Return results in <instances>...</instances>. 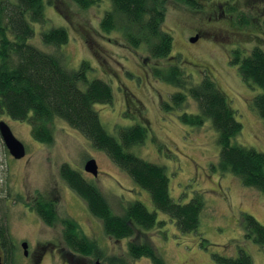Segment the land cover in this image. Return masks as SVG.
I'll use <instances>...</instances> for the list:
<instances>
[{
    "label": "rangeland",
    "instance_id": "374dc122",
    "mask_svg": "<svg viewBox=\"0 0 264 264\" xmlns=\"http://www.w3.org/2000/svg\"><path fill=\"white\" fill-rule=\"evenodd\" d=\"M195 1L197 9L206 4L205 0ZM212 2L216 3L218 15L215 24L204 12L198 13L176 0H165L162 30L172 37V52L165 60L153 61L145 48L128 47L118 32L105 34L101 30L102 16L111 7L108 0L86 10L70 0H44V22L33 24L34 35L28 43L58 57L67 70H77L82 61L87 62V79L102 80L112 90L111 103L94 105L106 131L119 139V129L136 123L146 125V141L133 148L134 155L165 168L169 196L174 202L186 204L200 196L204 209L197 230L181 233L172 219L154 209L146 191L63 120L54 119L53 142L45 145L32 138L27 122L1 116L0 121L10 127L25 148V156L15 160L0 138V224L14 244L13 261H6L3 253L4 264H32L39 247L40 264H93V258L70 251L64 243L61 222L67 219L75 221L105 257H116L126 264H151L145 258H129L127 243L136 239L134 236L115 240L104 233L101 221L90 215L84 201L61 179L62 164H68L93 183L116 215H122L124 207L133 201L156 212L157 221L164 224L145 232L140 239L155 248L166 264H216L214 255L234 257L238 248L245 250L254 264H264V250L245 240L239 222L242 214H249L264 225V195L244 187L231 174L211 170V165L217 163L219 145L210 121L205 120L200 127L182 123L183 112L198 113L190 97L183 109L164 111L162 103L181 89L156 79L151 71L154 66L179 63L191 85L199 84L202 75L207 74L242 125L232 143L264 153V122L252 108L253 98L264 89L246 85L237 67L229 62L236 49L245 55L254 46L264 50V32L259 23L264 20V0ZM207 25L209 34L197 36V41L191 43L197 29ZM52 28L66 30L65 45L42 43L41 34ZM90 159L96 162V177L83 169ZM37 194L55 202L57 220L53 226L45 225L33 211ZM23 242L27 244V257L21 248Z\"/></svg>",
    "mask_w": 264,
    "mask_h": 264
},
{
    "label": "trees",
    "instance_id": "16d2710c",
    "mask_svg": "<svg viewBox=\"0 0 264 264\" xmlns=\"http://www.w3.org/2000/svg\"><path fill=\"white\" fill-rule=\"evenodd\" d=\"M70 1L83 10L101 3V0ZM108 1L111 7L100 22L105 34L118 32L128 47L145 48L153 61L170 57L172 37L162 30L165 0ZM176 1L198 8L195 0ZM44 5V0H0V117L27 122L32 138L45 145L53 142L54 119L63 120L146 191L154 209L172 219L179 232H195L204 209L201 197L196 196L186 204L174 202L169 196L165 168L137 157L132 151L146 141L147 126L136 123L121 128L118 130L119 139L110 135L101 124L94 105L111 103V87L102 80L87 79L90 70L87 62L82 61L77 70H67L58 57L28 43L34 35L33 24L44 22ZM259 23L264 32V20ZM41 41L46 46L60 47L67 43L68 35L63 28H52L41 34ZM229 62L237 67L246 85L264 89V50L260 46H254L247 55L239 49L232 51ZM178 65L151 67L156 79L181 89L170 95L167 103H162V109H183L190 97L196 103L198 113L183 112L180 116L182 123L200 127L209 120L217 133L219 155L211 170L231 174L244 187L264 195V153L232 143L240 134L242 125L236 120L235 111L225 95L207 74L202 75L199 84H189ZM252 108L264 122V92L253 98ZM59 174L84 201L90 215L101 221L108 237L115 240L136 238L127 243V254L132 261L145 258L151 264H166L155 248L140 239L145 232L164 224L157 221L156 212H150L141 202L133 201L124 207L122 215H116L98 188L80 172L62 164ZM33 211L47 226H53L57 220L55 206L40 196ZM239 222L245 240L264 250V225L249 214H242ZM61 224L62 238L70 251L106 264H126L122 259L105 257L75 221L67 219ZM0 253L6 254L9 263L13 261L14 244L3 224H0ZM213 260L216 264H254L242 248H238L234 257L214 255Z\"/></svg>",
    "mask_w": 264,
    "mask_h": 264
},
{
    "label": "water",
    "instance_id": "95a60500",
    "mask_svg": "<svg viewBox=\"0 0 264 264\" xmlns=\"http://www.w3.org/2000/svg\"><path fill=\"white\" fill-rule=\"evenodd\" d=\"M197 39L198 37L195 36L190 38L189 41L191 43H194L197 41ZM0 137L9 155L13 159L19 160L25 156L24 145L14 137L12 131L10 130V127L4 121H0ZM83 169L86 173L91 174L93 177L97 176V165L95 160L93 159L88 160L85 163ZM21 248L23 250V255L27 256L28 251H27V244L25 242L21 244ZM0 264H2L1 255H0ZM93 264H106V263L101 262L99 260H95Z\"/></svg>",
    "mask_w": 264,
    "mask_h": 264
},
{
    "label": "flooded vegetation",
    "instance_id": "af4514ba",
    "mask_svg": "<svg viewBox=\"0 0 264 264\" xmlns=\"http://www.w3.org/2000/svg\"><path fill=\"white\" fill-rule=\"evenodd\" d=\"M205 1H206V4L202 5L200 7V9L195 8V9H197L196 12H198V13H203L204 12V13L208 14L209 21H212V23L215 24V21H217V19H218V15L215 12V8H214V6L216 7V3L212 2V0H205ZM205 34L206 35L209 34V26L208 25L207 26H202L201 28H198L196 33H195L196 36H201V35H205ZM39 196L42 197L40 194H37L34 197L33 205L38 201V197ZM42 198L44 199V197H42ZM45 200L49 201L51 205L55 206V202L53 200H50V199H45ZM39 248H41V247H39ZM39 248L34 252V260H33L32 264H40V262H41L42 253L38 254ZM0 255H1L2 264H4V257L2 255V253H0ZM25 257H27V256H25ZM29 264H31V263H29Z\"/></svg>",
    "mask_w": 264,
    "mask_h": 264
}]
</instances>
